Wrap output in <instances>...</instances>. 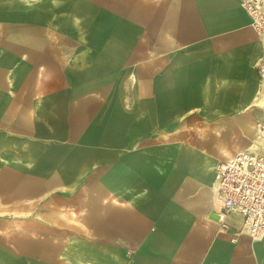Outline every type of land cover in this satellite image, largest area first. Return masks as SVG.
Here are the masks:
<instances>
[{"label": "crops", "instance_id": "obj_1", "mask_svg": "<svg viewBox=\"0 0 264 264\" xmlns=\"http://www.w3.org/2000/svg\"><path fill=\"white\" fill-rule=\"evenodd\" d=\"M262 54L241 0H0V264H264L214 172Z\"/></svg>", "mask_w": 264, "mask_h": 264}, {"label": "built area", "instance_id": "obj_2", "mask_svg": "<svg viewBox=\"0 0 264 264\" xmlns=\"http://www.w3.org/2000/svg\"><path fill=\"white\" fill-rule=\"evenodd\" d=\"M250 25L264 39V0H241ZM258 92L264 98V54L256 63ZM264 103V102H262ZM264 106V104H262ZM251 150H240L214 165L216 198L221 204L219 220L238 213L241 230L253 240L264 239V119L256 123Z\"/></svg>", "mask_w": 264, "mask_h": 264}, {"label": "bare ground", "instance_id": "obj_3", "mask_svg": "<svg viewBox=\"0 0 264 264\" xmlns=\"http://www.w3.org/2000/svg\"><path fill=\"white\" fill-rule=\"evenodd\" d=\"M260 101H261V103L264 102V98L261 97L260 98ZM262 104H264V103H262Z\"/></svg>", "mask_w": 264, "mask_h": 264}]
</instances>
